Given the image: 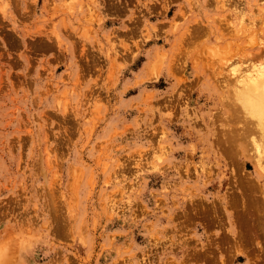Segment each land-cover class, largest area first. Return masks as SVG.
Segmentation results:
<instances>
[{"label": "rangeland", "instance_id": "rangeland-1", "mask_svg": "<svg viewBox=\"0 0 264 264\" xmlns=\"http://www.w3.org/2000/svg\"><path fill=\"white\" fill-rule=\"evenodd\" d=\"M261 63L264 0H0V264H264Z\"/></svg>", "mask_w": 264, "mask_h": 264}, {"label": "bare ground", "instance_id": "bare-ground-1", "mask_svg": "<svg viewBox=\"0 0 264 264\" xmlns=\"http://www.w3.org/2000/svg\"><path fill=\"white\" fill-rule=\"evenodd\" d=\"M244 70L246 71L247 69H243V71ZM244 73H246L245 75H247V76H243L244 74L242 75V77H244V78L246 77V79L244 80L242 78L244 80V81H242L243 86L241 88V83H240L239 88L241 89V91L239 93L236 92V94H238L236 98H237V100H239V103L241 105L240 108L244 109V111L248 115V117L250 116L252 118V120L254 119L253 122L256 125L257 130H260V131H258V132H260V133H258V135H259L258 139L255 140L252 137L256 143V141L259 140L260 135H261L260 144H259V142H257V144H254V145H257V147H256L257 150H255V151H257L256 152L257 154L253 155V157L251 156L252 154H250V156L252 158H254L255 171H256L257 175L260 176V175H264V63L263 64L261 63L260 65H256V67H251L247 70V72H244ZM238 78H241V77H238ZM240 81H241V79H240ZM163 148H165V147H163ZM254 149H255V147H254ZM259 184H260V182H259Z\"/></svg>", "mask_w": 264, "mask_h": 264}]
</instances>
